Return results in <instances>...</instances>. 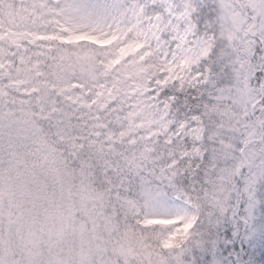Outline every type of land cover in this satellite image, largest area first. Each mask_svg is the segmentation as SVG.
<instances>
[{
	"label": "snow or ice",
	"instance_id": "6c2138e0",
	"mask_svg": "<svg viewBox=\"0 0 264 264\" xmlns=\"http://www.w3.org/2000/svg\"><path fill=\"white\" fill-rule=\"evenodd\" d=\"M0 264H264V0H0Z\"/></svg>",
	"mask_w": 264,
	"mask_h": 264
}]
</instances>
